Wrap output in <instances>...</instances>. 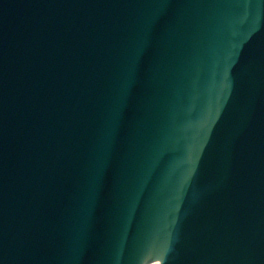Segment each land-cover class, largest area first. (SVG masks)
Wrapping results in <instances>:
<instances>
[{
    "label": "water",
    "instance_id": "95a60500",
    "mask_svg": "<svg viewBox=\"0 0 264 264\" xmlns=\"http://www.w3.org/2000/svg\"><path fill=\"white\" fill-rule=\"evenodd\" d=\"M0 264H264V0H0Z\"/></svg>",
    "mask_w": 264,
    "mask_h": 264
}]
</instances>
